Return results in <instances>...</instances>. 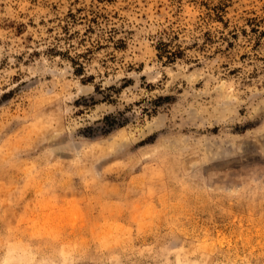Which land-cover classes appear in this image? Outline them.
<instances>
[{
    "label": "rangeland",
    "instance_id": "obj_1",
    "mask_svg": "<svg viewBox=\"0 0 264 264\" xmlns=\"http://www.w3.org/2000/svg\"><path fill=\"white\" fill-rule=\"evenodd\" d=\"M0 264H264V0H0Z\"/></svg>",
    "mask_w": 264,
    "mask_h": 264
},
{
    "label": "trees",
    "instance_id": "obj_2",
    "mask_svg": "<svg viewBox=\"0 0 264 264\" xmlns=\"http://www.w3.org/2000/svg\"><path fill=\"white\" fill-rule=\"evenodd\" d=\"M167 57L170 58V54H167Z\"/></svg>",
    "mask_w": 264,
    "mask_h": 264
}]
</instances>
